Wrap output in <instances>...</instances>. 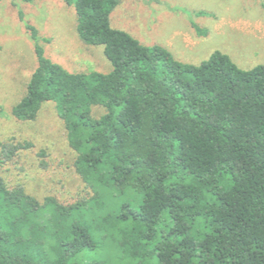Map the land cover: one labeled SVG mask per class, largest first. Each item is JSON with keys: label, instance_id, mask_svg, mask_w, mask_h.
Segmentation results:
<instances>
[{"label": "trees", "instance_id": "trees-1", "mask_svg": "<svg viewBox=\"0 0 264 264\" xmlns=\"http://www.w3.org/2000/svg\"><path fill=\"white\" fill-rule=\"evenodd\" d=\"M62 1L111 71L67 72L25 22L37 67L11 115L54 104L84 191L38 200L4 176L33 145L0 142V264H264V66L183 64L113 29L118 0Z\"/></svg>", "mask_w": 264, "mask_h": 264}, {"label": "rangeland", "instance_id": "rangeland-1", "mask_svg": "<svg viewBox=\"0 0 264 264\" xmlns=\"http://www.w3.org/2000/svg\"><path fill=\"white\" fill-rule=\"evenodd\" d=\"M199 12L206 15L198 16ZM25 22L41 38L49 39V44L42 45L45 56L67 72L108 74L111 65L101 47L86 46L80 40L73 6L62 0H0V142L33 145L21 156L24 170L7 166L4 176L40 201L53 196L73 202L82 195L84 185L75 173L76 155L54 104H43L31 122H19L11 115L37 67ZM110 24L144 46L165 48L183 64L198 66L220 52L242 70L264 66V0H118ZM191 24L206 35L197 36ZM103 114V109H93L95 117ZM41 151L46 170L39 166Z\"/></svg>", "mask_w": 264, "mask_h": 264}]
</instances>
